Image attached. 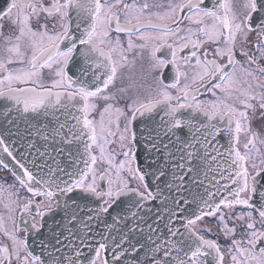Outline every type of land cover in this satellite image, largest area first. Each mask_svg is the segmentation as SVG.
Instances as JSON below:
<instances>
[{
    "label": "snow or ice",
    "instance_id": "obj_1",
    "mask_svg": "<svg viewBox=\"0 0 264 264\" xmlns=\"http://www.w3.org/2000/svg\"><path fill=\"white\" fill-rule=\"evenodd\" d=\"M0 5V264H264V0Z\"/></svg>",
    "mask_w": 264,
    "mask_h": 264
},
{
    "label": "flooded vegetation",
    "instance_id": "obj_2",
    "mask_svg": "<svg viewBox=\"0 0 264 264\" xmlns=\"http://www.w3.org/2000/svg\"><path fill=\"white\" fill-rule=\"evenodd\" d=\"M231 2L233 3L234 7L236 8L237 11H240V5L242 4L243 0H231ZM2 6V5H0ZM4 31L5 33H7L8 31H10L8 26L4 27ZM160 55V54H158ZM236 58L238 60H240L242 63L244 62V57L239 55V52H237V56ZM146 64V61H145ZM170 70V66L169 69ZM166 70V73L167 71ZM125 72L130 74L133 78V80L137 83L140 82V72H141V68H140V62H137V65L135 68H130V69H125ZM129 83V81L125 80V82L123 84H121L120 81H117V87L120 86H127V84ZM208 94H206L205 96H202L201 98H206ZM264 110H261L259 108H257L256 112L254 115H252L250 113V115H252V120H251V126L254 130H256L258 133H260L261 136H264ZM242 143L243 141V137H242ZM14 182V176L13 173L11 171H9L8 169L3 168L2 166H0V184H2L5 188H7L8 185L12 184ZM15 189H13L14 191ZM21 195H23V193H21ZM239 210V209H237ZM0 215L3 216L4 218V226L5 228L11 229L12 225L11 222L8 220V210L5 209L3 207V204L0 203ZM16 216H20L21 213L19 212V210L16 211L15 213ZM208 220V222L215 227V223L213 221V218H206ZM22 235V233H21ZM221 243H225L223 241V238H221ZM11 242L10 240L4 235L3 232H0V245H8L10 246ZM225 264H229L228 259L226 258L225 260Z\"/></svg>",
    "mask_w": 264,
    "mask_h": 264
},
{
    "label": "water",
    "instance_id": "obj_3",
    "mask_svg": "<svg viewBox=\"0 0 264 264\" xmlns=\"http://www.w3.org/2000/svg\"><path fill=\"white\" fill-rule=\"evenodd\" d=\"M223 142V141H222ZM5 163L8 164V169L11 171V169L16 168V165L12 162L11 158H5ZM82 166V165H81ZM30 242V241H29Z\"/></svg>",
    "mask_w": 264,
    "mask_h": 264
}]
</instances>
